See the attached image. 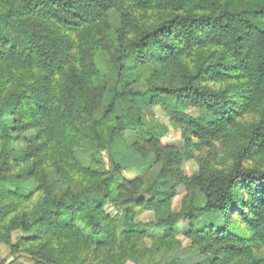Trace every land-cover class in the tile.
Segmentation results:
<instances>
[{
  "label": "trees",
  "instance_id": "obj_1",
  "mask_svg": "<svg viewBox=\"0 0 264 264\" xmlns=\"http://www.w3.org/2000/svg\"><path fill=\"white\" fill-rule=\"evenodd\" d=\"M170 126L182 146L164 143ZM116 139L141 159L153 156L170 181L144 187L143 178L106 169L103 153ZM218 144L226 167L206 156L185 181L183 209L163 212L185 154ZM249 159L259 161L251 168ZM263 161L264 0H0V230L13 256L31 254V264H119L145 254L152 264H264L255 255L264 244ZM78 180L93 185L80 195ZM28 181L36 188L25 195ZM140 207L160 215L149 226L156 247H139L148 235L136 220ZM232 212L251 236L219 223ZM18 231L40 247L14 243Z\"/></svg>",
  "mask_w": 264,
  "mask_h": 264
},
{
  "label": "rangeland",
  "instance_id": "obj_2",
  "mask_svg": "<svg viewBox=\"0 0 264 264\" xmlns=\"http://www.w3.org/2000/svg\"><path fill=\"white\" fill-rule=\"evenodd\" d=\"M120 111V110H119ZM155 113L157 118L160 120V122L170 125L169 119L165 115V113L160 108H155ZM190 113L193 116H199L198 110H191ZM246 119L249 120H255L256 122L260 121L259 117L250 116ZM171 132L169 133L168 137L164 139V143H171L174 144L177 147H180L183 145V139H182V133L180 130H173V128L170 126ZM23 147V146H21ZM193 153L194 156H191L190 154L186 153V159L183 161V164L181 165L182 170V176L178 177L179 179L171 180V184L169 185L173 187V189L176 191V196L172 200V202L169 205H166L165 207L161 208L163 212L166 213H177L183 209V200L184 198L190 193L189 188L186 185L185 181H189L193 176L197 175L200 171V165L202 164V159L206 158V156H210V161L212 162V165L217 168H224L226 167L228 160L227 153L221 148V145H217L212 150L206 149L203 146L199 147H193ZM103 162L106 165V169L112 170L115 167H119L120 174L122 175V178L126 180H133V179H140L143 178V182L145 184L144 187H147V185L156 183L161 181H170L167 178H161V169L162 164L154 163V157L150 156L148 159L144 160L141 159L134 150H132L129 146H126L122 139H116L115 142L112 144L110 149L106 150L103 153ZM259 160H247L245 163V166L247 167H255L256 163ZM262 164V163H261ZM264 165V161L263 164ZM182 180V182H180ZM22 189H24V194H29V190L33 191V189L36 188V183L34 181H28V182H22ZM80 183V184H79ZM90 183L88 180H78L75 182V188L78 189L79 194L85 193L84 187L89 189ZM93 185V183H91ZM29 189V190H28ZM146 189V188H145ZM144 189V190H145ZM93 191V190H92ZM150 192V191H149ZM146 192L143 195H146L147 198H150V193ZM241 193V191H240ZM243 194H247L246 190L243 192ZM242 195V193H241ZM99 192H94L92 194H86L85 197H99ZM246 196V195H245ZM84 197V196H83ZM199 201L203 203V198H199ZM138 214L136 215V220L139 221L142 224H146V228L148 229V235L147 237H144L139 242V247H143L144 249L156 247V243L158 241L157 238H155L156 234L153 232L155 230H152L150 228V224L157 222L160 218V215L157 213L155 208L148 209V208H137ZM107 214L115 216L118 214V209L115 208V205L112 203H109V205L105 209ZM220 224H226L228 225L227 228L236 229L239 234H244L246 236H251L252 232L246 227L243 218L241 217V214L239 212H232L230 215L229 220L225 222L223 218L219 219ZM190 229V223L187 221H184L180 225V235L179 238L182 241V248L181 252L186 255L188 250L191 247V241L185 237L186 231ZM184 235V236H183ZM26 238V234L18 231L13 233L12 241L16 243L17 241L21 240L23 247H35L39 248L40 243L38 241H27L24 242L23 240ZM11 248L10 246L5 243V240H3V234L0 230V264H7L9 261L13 259V255L11 254ZM116 254H120L119 248L116 249ZM255 255L257 257H264V244H258L255 247ZM157 258H160V255L158 254L156 256ZM28 259V258H26ZM23 257H19L16 261L17 263L14 264H31V262L27 261ZM88 261V259L86 258ZM154 260V259H153ZM91 261L89 260L87 264H91ZM155 261H158V259H155ZM65 263H68L64 261ZM155 263V262H154ZM119 264H152L151 259L149 256L141 255L139 258L136 259V261H133L131 259H126L123 261H119ZM241 264V263H237Z\"/></svg>",
  "mask_w": 264,
  "mask_h": 264
},
{
  "label": "water",
  "instance_id": "obj_3",
  "mask_svg": "<svg viewBox=\"0 0 264 264\" xmlns=\"http://www.w3.org/2000/svg\"><path fill=\"white\" fill-rule=\"evenodd\" d=\"M19 257L28 258V259H34V257L31 254L21 252L13 256V259L9 261L7 264H11L12 262L16 261Z\"/></svg>",
  "mask_w": 264,
  "mask_h": 264
}]
</instances>
